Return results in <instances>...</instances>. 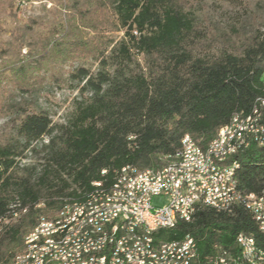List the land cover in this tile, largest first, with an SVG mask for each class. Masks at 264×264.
Masks as SVG:
<instances>
[{
  "label": "trees",
  "instance_id": "trees-1",
  "mask_svg": "<svg viewBox=\"0 0 264 264\" xmlns=\"http://www.w3.org/2000/svg\"><path fill=\"white\" fill-rule=\"evenodd\" d=\"M16 1L3 4L12 20ZM55 1L60 18L47 26L31 19L14 24L0 51V117L15 115L0 135V264H13L24 251V238L38 219H51L66 204L81 201L94 184L110 187L121 168L161 169L184 136L204 150L235 115L258 110L264 125L258 102L264 100V18L245 35L233 28L205 31L185 11L186 0ZM79 30L100 37L86 42ZM106 32L122 33L109 51ZM78 53L97 63L96 72L73 64L65 69L67 58ZM49 60L59 76L46 67ZM42 70L49 84L67 83L82 98L65 125L53 126L42 111L5 103L6 94H37L46 83ZM26 152L40 156L39 163L18 174ZM236 160V189L246 198L261 195L264 146H251ZM242 234L263 244L243 208L231 213L202 208L190 222L153 237L156 243L190 237L203 260L214 246L234 251Z\"/></svg>",
  "mask_w": 264,
  "mask_h": 264
},
{
  "label": "bare ground",
  "instance_id": "bare-ground-1",
  "mask_svg": "<svg viewBox=\"0 0 264 264\" xmlns=\"http://www.w3.org/2000/svg\"><path fill=\"white\" fill-rule=\"evenodd\" d=\"M264 84V82H263ZM259 105L264 104V100L258 101ZM262 107V105H260ZM264 108V106H263ZM260 127L256 132V140H261L264 146V125L262 117L258 110H254L249 115H235L230 122L222 127L217 135L225 136L219 141V144L209 143L202 150V154H219L223 153V159H228V163L234 164L235 170L238 169L236 157L237 144L241 135L255 133V128ZM261 146V147H262ZM244 151H241L243 153ZM165 164L169 166H179L183 163L182 151L178 150L172 155L164 158ZM235 184V177H234ZM94 189L85 195L81 201H73L66 204L60 211L74 210L75 213H69L68 218L61 223V216H54L51 219L39 220L40 230L28 232L24 238L25 249L22 253L14 257L13 264H37V255H44L45 252L51 251V259L64 260L67 257L68 264H96L94 258V248H87L86 241H78L77 249L84 251H73L74 240L71 237L78 230V233H85L90 228V215L111 214L119 212L120 222H129L130 213H136L135 195L131 191L122 189L120 178L115 176L114 182L110 187L102 188L99 184L93 185ZM84 196V195H83ZM241 202H250V207H259V201H264V192L255 197L246 198L237 189L232 188L230 191H223V201L218 199H209L192 201L187 206V216L174 220V213H167V219L160 223L147 225V217H139V222H130L128 227H119V234H114L115 245L117 246L116 254L103 255L101 264H118L120 260H129V264H136V259H130V252H127V243L123 237H131L133 245L140 249V258H137V264H179L188 262L192 258V250L196 249V244L190 237H185L177 242H157L153 235L161 230H172L179 223H188L193 215L202 208H209L218 213H231L236 207L233 206V197ZM129 205V212H120V208ZM225 205V206H224ZM239 208V207H238ZM254 219L258 232L262 236L263 244L250 235H238L235 239L233 250H224L216 246V255L223 260L233 261V264H264V229L259 217L252 211L245 209ZM0 220V224H2ZM38 227V221L35 225ZM34 231V232H33ZM108 224L93 225V233H108ZM239 240L245 241L240 244ZM263 245V247H262ZM248 248V249H247ZM161 255H157L158 253ZM72 252V253H71ZM70 254V256H69ZM156 256V258H155ZM18 259V262H14ZM61 264V263H51Z\"/></svg>",
  "mask_w": 264,
  "mask_h": 264
},
{
  "label": "built area",
  "instance_id": "built-area-1",
  "mask_svg": "<svg viewBox=\"0 0 264 264\" xmlns=\"http://www.w3.org/2000/svg\"><path fill=\"white\" fill-rule=\"evenodd\" d=\"M260 105L264 106L261 103ZM258 129L260 127L255 128V133L241 135L236 154L247 151L251 146H262L261 140H256ZM224 136L225 134L216 135L210 143H214L215 147ZM179 150L182 151L183 156V163H180L179 166L163 164L159 170H138L126 166L115 172V176L120 178L122 189L129 190L135 195L133 205H136V213H130L129 222H120L119 212L90 215L88 218L90 221L88 231L78 233L77 230L70 239L74 240L72 252L84 251L85 249H77V242L86 241L87 248H94L93 257L96 258V264H101L103 255L116 254L117 246L115 245L114 234H119V227L130 229V222H139V217H147V225L160 223L162 220L167 219V213H174V220H176L187 216V206L192 201H208L209 199L223 201V191H230L232 194V188H235L234 177L237 170H235L234 164L228 163V159H223V153L212 154V152H209V154H202V149L189 136H184L181 139ZM160 160L162 162V158ZM101 174L105 175V171H102ZM232 197L233 206H229V208L245 207V209L252 211L259 217L264 229V201H259V207H250V202H241L236 200L234 196ZM154 198H164L167 203L161 208H155L152 206ZM251 199H257V197ZM120 212H129V205L120 208ZM69 213H75V211H58L54 216H61V223H64ZM99 224H108L109 232L93 233V225ZM42 228L43 226H40L38 219V227H34V230ZM123 238L124 242L127 243V252H130V259H136L137 264V258H140L143 254H140L138 246L133 245L131 237ZM240 244H245V241L239 240V248ZM163 252L165 251L157 255H161ZM14 262H18V259ZM51 263L68 264L67 257L64 260L51 259V251L45 252L44 255H37V264ZM118 264H129V260L118 258ZM157 264H161V262H157ZM179 264H233V261L218 257L214 246L211 256L201 260L197 249H195L192 250V258L188 262Z\"/></svg>",
  "mask_w": 264,
  "mask_h": 264
},
{
  "label": "rangeland",
  "instance_id": "rangeland-1",
  "mask_svg": "<svg viewBox=\"0 0 264 264\" xmlns=\"http://www.w3.org/2000/svg\"><path fill=\"white\" fill-rule=\"evenodd\" d=\"M4 1L0 0V51L5 49L4 45L9 41V35L14 24L21 26L28 22V19H31L37 24L40 23L47 26V23H50L54 18L58 19L61 17L58 14H54V10L57 8L55 0H18L15 3L16 7L18 6L16 19L12 20L7 15L8 9L3 5ZM19 2H21L20 5L18 4ZM184 8L194 22L201 24L205 31L223 27L227 30L233 28L240 34L249 35L259 27V19L264 18V0H233V2L186 0ZM93 20L97 22V19L94 18ZM97 31L101 30L98 29ZM80 34H82L84 41L92 43H95L97 38L100 37L98 32L93 33L89 30H81ZM104 37L110 43L107 50L109 51L120 41L122 33L106 32ZM25 53L26 49H23L22 54ZM74 55L76 56L71 60L67 58V63H64L66 65L65 69L69 67V64H73V67L83 66L89 69L91 73L96 72L97 63H93L87 55L81 53ZM48 65L46 67H49L48 70L52 75L59 76L61 74V71L58 70V67L52 61ZM45 71H41L40 77L43 76L46 83L39 89L37 94L31 98L15 94L9 96V94H6L4 98L5 103L8 105L22 104L25 109H32L36 112L42 111L49 116L53 126L65 125L72 119L76 107L82 98L77 91L69 89L67 83L60 87L49 84V73ZM24 102L28 105L24 106ZM14 119L15 115L13 111L9 112L6 116L0 117V135H3L6 127L10 125V121ZM46 141L47 139L44 138L43 143H46ZM25 156L26 158L19 162L18 174H21V168L39 163L38 159L40 156L31 154L30 152H26ZM166 203L164 198H154L152 200V206L155 208H161Z\"/></svg>",
  "mask_w": 264,
  "mask_h": 264
}]
</instances>
